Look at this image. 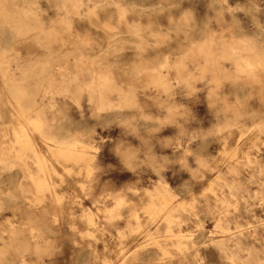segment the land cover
Here are the masks:
<instances>
[{"label": "clouds", "instance_id": "obj_1", "mask_svg": "<svg viewBox=\"0 0 264 264\" xmlns=\"http://www.w3.org/2000/svg\"><path fill=\"white\" fill-rule=\"evenodd\" d=\"M0 264H264V0H0Z\"/></svg>", "mask_w": 264, "mask_h": 264}]
</instances>
